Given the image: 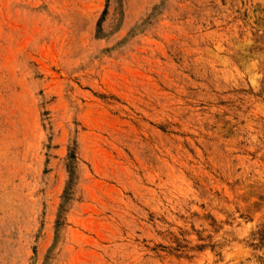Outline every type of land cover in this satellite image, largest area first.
Listing matches in <instances>:
<instances>
[{
    "label": "rangeland",
    "instance_id": "1",
    "mask_svg": "<svg viewBox=\"0 0 264 264\" xmlns=\"http://www.w3.org/2000/svg\"><path fill=\"white\" fill-rule=\"evenodd\" d=\"M0 264H264V0H0Z\"/></svg>",
    "mask_w": 264,
    "mask_h": 264
}]
</instances>
